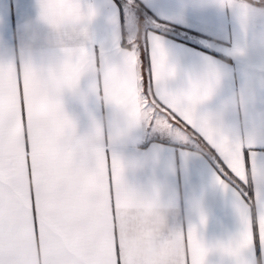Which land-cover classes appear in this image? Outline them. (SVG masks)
Here are the masks:
<instances>
[{
	"label": "snow or ice",
	"instance_id": "1",
	"mask_svg": "<svg viewBox=\"0 0 264 264\" xmlns=\"http://www.w3.org/2000/svg\"><path fill=\"white\" fill-rule=\"evenodd\" d=\"M143 4L0 0V264H264V0Z\"/></svg>",
	"mask_w": 264,
	"mask_h": 264
},
{
	"label": "crops",
	"instance_id": "2",
	"mask_svg": "<svg viewBox=\"0 0 264 264\" xmlns=\"http://www.w3.org/2000/svg\"><path fill=\"white\" fill-rule=\"evenodd\" d=\"M154 3H156V0H144V4L142 6L147 10L146 12L144 11V13L149 15L154 21L158 19L160 22L166 23L165 20L158 18L155 15L153 11V7H152ZM175 37L174 39L179 43L186 44L189 47H194L196 49L201 48L200 41H201L202 36L200 32H196L188 28H183V29L178 30L175 33Z\"/></svg>",
	"mask_w": 264,
	"mask_h": 264
},
{
	"label": "rangeland",
	"instance_id": "3",
	"mask_svg": "<svg viewBox=\"0 0 264 264\" xmlns=\"http://www.w3.org/2000/svg\"><path fill=\"white\" fill-rule=\"evenodd\" d=\"M140 20L142 23H144L147 26H152L154 22V20L144 12L140 13Z\"/></svg>",
	"mask_w": 264,
	"mask_h": 264
},
{
	"label": "trees",
	"instance_id": "4",
	"mask_svg": "<svg viewBox=\"0 0 264 264\" xmlns=\"http://www.w3.org/2000/svg\"><path fill=\"white\" fill-rule=\"evenodd\" d=\"M141 8H142V12H144V11L146 12L147 11L142 5H141ZM159 23L164 24L163 22H160V21H159ZM174 37H175V35H174Z\"/></svg>",
	"mask_w": 264,
	"mask_h": 264
}]
</instances>
